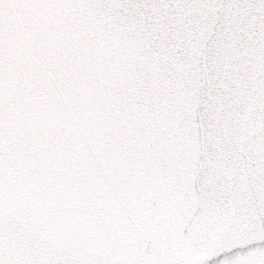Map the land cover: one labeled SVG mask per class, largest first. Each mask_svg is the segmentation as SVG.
I'll use <instances>...</instances> for the list:
<instances>
[{"label": "snow or ice", "instance_id": "obj_1", "mask_svg": "<svg viewBox=\"0 0 264 264\" xmlns=\"http://www.w3.org/2000/svg\"><path fill=\"white\" fill-rule=\"evenodd\" d=\"M0 264H264V0H0Z\"/></svg>", "mask_w": 264, "mask_h": 264}]
</instances>
